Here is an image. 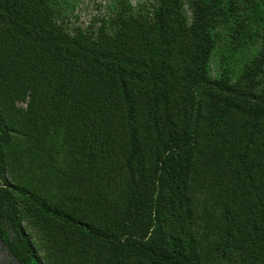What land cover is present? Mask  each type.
<instances>
[{
  "label": "trees",
  "instance_id": "obj_1",
  "mask_svg": "<svg viewBox=\"0 0 264 264\" xmlns=\"http://www.w3.org/2000/svg\"><path fill=\"white\" fill-rule=\"evenodd\" d=\"M65 3L0 0L17 264H264V0H118L95 30Z\"/></svg>",
  "mask_w": 264,
  "mask_h": 264
},
{
  "label": "rangeland",
  "instance_id": "obj_2",
  "mask_svg": "<svg viewBox=\"0 0 264 264\" xmlns=\"http://www.w3.org/2000/svg\"><path fill=\"white\" fill-rule=\"evenodd\" d=\"M134 6L147 5L151 0H131ZM118 0H66L64 4L65 24L70 28L95 30L103 21L112 16L117 9ZM219 70V58L214 57L211 71L216 75ZM0 264H17L6 246L0 241Z\"/></svg>",
  "mask_w": 264,
  "mask_h": 264
}]
</instances>
